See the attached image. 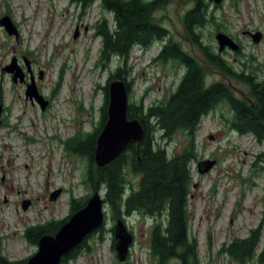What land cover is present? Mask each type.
<instances>
[{
  "label": "rangeland",
  "instance_id": "rangeland-1",
  "mask_svg": "<svg viewBox=\"0 0 264 264\" xmlns=\"http://www.w3.org/2000/svg\"><path fill=\"white\" fill-rule=\"evenodd\" d=\"M193 5L194 0H174L155 13L154 21L203 64L207 85L226 82L238 97L240 91L250 96L247 84L229 80L188 40L183 17ZM5 16L11 18L19 36L9 35L0 24V237L5 256L15 262L38 251V245L25 238L27 228L68 219L73 199L93 195L83 184L85 159L67 152L64 142L98 126L103 88L119 62L114 58L104 67L102 40L95 25L103 17L113 23L98 2L83 10L70 0H0V20ZM215 17L221 30L208 26L204 42L219 52L216 34L230 35L241 45L243 55L226 49L223 58L239 72L242 63L254 56V67L263 80L264 0H224ZM246 32L262 33L261 42L254 43ZM163 45L155 42L147 50L135 46L131 52L133 101L142 99L145 106L166 100L183 74L180 66L155 62ZM14 59V70L24 75L23 83H14L12 74L3 71ZM32 79L39 95L49 102L45 111L26 98ZM231 118L230 107L222 104L202 119L195 133L199 156L191 165L190 233L198 241L201 264H237L221 254L222 246L234 238L248 237L259 226L263 230L261 245L264 243V162L257 160L264 154V144L234 131ZM177 139L182 141L181 135ZM175 146V142L169 144L168 151ZM205 161L216 163L210 171L200 173L198 164ZM58 190L60 195L52 200ZM24 202H28L26 209ZM104 210V232L92 233L86 243L90 250L84 249L68 264H153L150 220L138 215L127 220L135 241L127 261L121 263L111 232L116 222L106 206Z\"/></svg>",
  "mask_w": 264,
  "mask_h": 264
},
{
  "label": "trees",
  "instance_id": "trees-1",
  "mask_svg": "<svg viewBox=\"0 0 264 264\" xmlns=\"http://www.w3.org/2000/svg\"><path fill=\"white\" fill-rule=\"evenodd\" d=\"M70 1L83 10L98 2L100 8L111 15L113 25L103 17L95 25L96 35L102 40L101 58L104 67L114 58L119 64L110 73L103 88L104 104L98 126L91 132H80L65 141V149L85 159L83 184L91 189L92 194L102 193L114 222L120 220L127 224L129 218L137 215L150 220L149 256L154 260L153 264H201L198 241L190 233L189 205L193 188L191 165L199 156L195 133L205 116L222 104H227L232 111L231 128L240 134L252 135L264 144V79H259L256 72L258 68L254 67L256 58L250 56L238 72L212 45L206 44L204 30L215 25L220 31L222 24L215 17L216 8H210L207 0H194V7L183 17L188 40L208 64L221 71L229 80H239L251 88L248 103L238 97L235 88L226 82L207 85L203 64L185 52L173 40L169 31L154 21L155 13L174 0ZM155 42H164L155 62L180 66L183 74L166 100L145 106L142 99L139 102L133 101L129 61L135 46L147 50ZM236 54L243 55L242 47ZM117 79L125 81L127 85L128 118L138 119L142 123L145 137L139 145H129L109 166L99 168L94 160L96 142L107 121L108 86ZM178 134L182 141L177 139ZM173 142L176 146L169 152L167 147ZM257 160L264 162V154ZM261 169L264 170V167ZM90 197L73 199L71 214L83 208ZM69 218L29 227L25 231V238L38 245L42 236L55 235ZM98 231L104 232V227ZM262 235V226H259L252 229L246 238H234L230 244L222 246L220 252L231 257L237 264L254 261L264 264ZM90 236L64 257L62 264L77 260L84 249L89 251L86 243ZM114 245L113 239V248ZM26 261H10L4 254L0 237V264H25Z\"/></svg>",
  "mask_w": 264,
  "mask_h": 264
},
{
  "label": "water",
  "instance_id": "water-1",
  "mask_svg": "<svg viewBox=\"0 0 264 264\" xmlns=\"http://www.w3.org/2000/svg\"><path fill=\"white\" fill-rule=\"evenodd\" d=\"M212 2L220 5L223 0H212ZM0 24L5 27L9 35H13L18 39V30L9 16L2 18ZM78 35V31H76L75 38ZM244 35L250 36L254 43H260L262 40V33L260 32L255 34L246 32ZM215 38L219 46V53L226 49L233 52H238L241 49L240 44L224 32H218ZM26 63L29 66V62ZM14 64L15 59L3 71L12 74L14 83H23L24 75L15 72ZM31 81V84L27 85L26 98H29L32 102L35 100L42 111H45L49 102L39 95L34 80ZM108 90L107 121L97 138L94 155L95 164L99 168L109 166L127 150L129 145H139L145 137L142 123L138 119L128 118L129 95L125 81L120 79L111 81ZM1 115L2 107L0 106V118ZM215 163V161L200 162L198 171L200 173L208 172L215 166ZM60 193V190L54 192L51 199H57ZM27 204L28 202L23 203L24 209L27 208ZM104 208L105 203L101 193H94L86 205L72 214L55 235H44L39 239L38 251L28 258L25 264H62L64 257L82 245L89 235L104 226L106 218ZM114 238L118 260L124 263L130 255L131 246L134 245V234L129 231L124 222L119 220L114 228Z\"/></svg>",
  "mask_w": 264,
  "mask_h": 264
},
{
  "label": "flooded vegetation",
  "instance_id": "flooded-vegetation-1",
  "mask_svg": "<svg viewBox=\"0 0 264 264\" xmlns=\"http://www.w3.org/2000/svg\"><path fill=\"white\" fill-rule=\"evenodd\" d=\"M145 1H153V0H145ZM207 2L209 3V6H210V8H220V7H222L223 5H224V0H223V2L220 4V5H217V4H215L214 2H212V0H207ZM193 7H194V5H193ZM192 7V8H193ZM191 8V9H192ZM214 8V9H215ZM189 11V10H188ZM241 46V45H240ZM239 93V96L241 97V98H244L245 100H246V102H248V103H250V99H249V97L246 95V93H243V92H238Z\"/></svg>",
  "mask_w": 264,
  "mask_h": 264
}]
</instances>
